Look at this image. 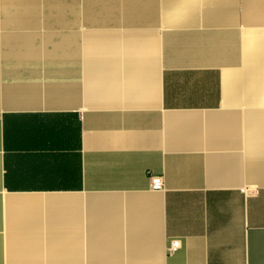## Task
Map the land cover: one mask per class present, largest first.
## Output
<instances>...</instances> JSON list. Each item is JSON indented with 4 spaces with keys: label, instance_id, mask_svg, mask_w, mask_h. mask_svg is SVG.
<instances>
[{
    "label": "crops",
    "instance_id": "0c3cea01",
    "mask_svg": "<svg viewBox=\"0 0 264 264\" xmlns=\"http://www.w3.org/2000/svg\"><path fill=\"white\" fill-rule=\"evenodd\" d=\"M0 264H264V0H0Z\"/></svg>",
    "mask_w": 264,
    "mask_h": 264
},
{
    "label": "built area",
    "instance_id": "2783aa9c",
    "mask_svg": "<svg viewBox=\"0 0 264 264\" xmlns=\"http://www.w3.org/2000/svg\"><path fill=\"white\" fill-rule=\"evenodd\" d=\"M152 189L158 190L163 188V178L161 175H150ZM180 247V240L174 239L169 245L170 251H175Z\"/></svg>",
    "mask_w": 264,
    "mask_h": 264
}]
</instances>
